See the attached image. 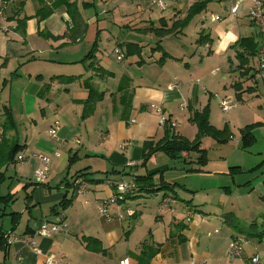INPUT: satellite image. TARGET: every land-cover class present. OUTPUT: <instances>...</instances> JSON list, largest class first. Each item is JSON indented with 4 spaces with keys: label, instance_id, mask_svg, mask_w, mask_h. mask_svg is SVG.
<instances>
[{
    "label": "crops",
    "instance_id": "obj_1",
    "mask_svg": "<svg viewBox=\"0 0 264 264\" xmlns=\"http://www.w3.org/2000/svg\"><path fill=\"white\" fill-rule=\"evenodd\" d=\"M162 1L164 11L152 8L149 0H0L8 27L0 32V138L22 146L15 162L18 156L30 159L31 178L39 166L38 156L51 159L47 182L25 183L20 202L15 194L0 193L10 196L0 202V229L27 238L54 213L61 214L68 225L63 233L36 239L39 255L21 244H7L6 250H0V264H44L49 254L70 264H119L122 259L129 264H246L250 256L264 255L258 243L249 241L240 257H228L229 242L237 235L222 226L226 225L223 205L213 203L209 193L193 203L198 190L208 191H203L201 182L232 174L225 161L208 160L199 167L197 154L183 155L190 164L180 160L187 167L180 168L174 179L166 174L170 167L162 153L141 166L142 144L164 137L151 106L169 118L175 134L189 141L196 135L189 119L205 106L210 125L217 130L227 126L232 135L228 144L241 151L248 148H240V129L251 124L264 129V87L257 72L260 43L258 28L247 14L249 2L209 0L181 33L158 39L144 30L157 27L159 19L171 26L203 0ZM234 2H240L238 16L230 14ZM66 4L75 6L77 21L70 19ZM18 9L19 18H25L23 34L16 30V21L8 20ZM200 33L209 43L196 44ZM243 38H252L257 52L240 68L241 59L233 47ZM157 42L161 50H154ZM123 44L139 47V56L118 60L115 50L124 56ZM106 46H112L111 52H106ZM90 50L94 54L87 58ZM93 68H100L102 74ZM56 77L74 80L65 83ZM85 80L103 97L92 115L82 120ZM226 98L233 107L223 113L218 100ZM4 108L15 124L14 130L5 133L1 127ZM56 120L59 128L53 139L49 130ZM206 139L210 138L200 144L203 150ZM10 165L0 167V189ZM190 168L197 172L186 174ZM81 175L86 190L77 193L73 183ZM191 175L201 181L198 189L187 182ZM136 176H152L153 185L165 183L178 189L172 187L171 193L160 192L153 198L157 193L143 194L136 188L125 201L107 204L111 218L107 221L98 206L112 195L114 183ZM179 189L189 199L179 197ZM163 198L169 200L167 210L160 208ZM61 201L67 203L63 208ZM11 214L19 215L15 227ZM144 242L158 249L150 260L142 256Z\"/></svg>",
    "mask_w": 264,
    "mask_h": 264
},
{
    "label": "trees",
    "instance_id": "obj_2",
    "mask_svg": "<svg viewBox=\"0 0 264 264\" xmlns=\"http://www.w3.org/2000/svg\"><path fill=\"white\" fill-rule=\"evenodd\" d=\"M3 3H7L10 1L14 0H1ZM209 0H203L200 2H196L193 5H191L187 12L186 15L183 19L181 20H176L174 21L171 26H167V24L163 21V19H159L158 21V26L157 27H150L147 30H144V33H151L153 34L156 38L162 39L168 35H177L181 33L185 27L190 23L191 19L195 17L196 15L200 14L201 12L204 11L207 3ZM67 6V11L70 15V19L72 22L77 21V11L74 5L72 4H66ZM20 14V9H18L16 12L12 14L11 18H8L9 21H16V30L19 31L21 34L24 32V23H25V18H19ZM84 31V30H83ZM70 33V32H69ZM70 36V34H69ZM57 37L56 39H58ZM209 39L207 36H204L202 33H200V37L196 41V44L201 46L205 45L206 43H209ZM96 47V44L93 46L92 50ZM122 48H124V57L128 58L134 55L139 56L140 48L137 47L134 44H123L121 45ZM120 47V48H121ZM256 47L257 44L253 41L252 38H243L240 39L237 44L233 47V49L236 50V56L237 58H240V65L239 67L242 68L244 67L250 58H253L256 55ZM90 52L87 54V58H92V55L94 52ZM154 50H161L159 46V42L156 44V48ZM166 54H163L161 60L163 61V57H165ZM97 73L102 74V70L100 68H93ZM107 76L110 75V73H106ZM54 79L62 80L65 83H70L71 81L74 80V78H62V77H56ZM84 88L87 89V98L83 103V110L81 114V119H85L92 115L94 112V108L97 102L101 101L103 94L97 92L92 85L89 84V81L85 80L83 82ZM2 116L4 117L3 122L1 124V127L3 128V132L5 133L8 130H14L15 129V124L14 121L12 120V116L10 115L9 110L4 108L2 110ZM189 122L195 126L196 128V135L192 141H189L185 138H182L181 136L177 135L174 133L173 128L170 125V120L169 118L166 117V122L162 126L164 129V137L158 141V142H153V141H146L142 144V163L141 166H144L145 163L156 153H162L164 154L168 159L176 161V160H182L185 163L184 156H189L190 154H197V159L195 164L199 167L204 166L206 164V153L205 150L201 149L200 144L201 140L205 137L210 138L214 140L217 144H226L230 141L232 135L231 132L229 131V128L227 126H224L221 130H217L213 126L210 125L209 123V108L208 106H205L201 111H196L193 112ZM259 124H251L248 126L243 127L242 129L239 130L240 134V148L242 150L247 149L253 142L254 137L252 134V131L259 127ZM22 151V146H19L16 142L14 141H7L4 140V138H0V167L9 165V164H14L15 163V158L16 156ZM184 155V156H183ZM187 163V162H186ZM185 163V164H186ZM188 165L190 163H187ZM232 168L230 171L233 172H238L240 173L238 168ZM188 173L190 172H197V169L190 168L187 171ZM152 176H144V177H138L136 176L134 178V183L136 185V188L139 193L143 194H156L158 192H163L164 195H167L172 192V187H175L174 185H169L165 183H161L159 185H153L150 181V178ZM78 179H82L83 181L85 180L84 176H77L75 178V181ZM38 185V184H37ZM76 189V188H75ZM10 196H0V202H4L7 200V198ZM9 201H12L10 199ZM67 205L65 201H61L60 203V208H63ZM57 215L58 213H54ZM12 216V224L15 227L18 223L19 215L18 214H11ZM264 216V213H263ZM234 219V216L232 214H226L224 216V222L232 227L236 228V225H232L230 222H232ZM252 229L254 228V223L250 225ZM243 232V231H241ZM263 231L261 234L255 235L251 231L246 232L244 234H241L239 236L244 237L245 239H249L250 237L256 236L263 238ZM6 233L2 232L0 229V250H6L7 247V242L4 238V235ZM250 240V239H249ZM142 249L141 253L142 256L146 257L147 259H151L154 257L158 249L153 248L149 243L144 242L142 244Z\"/></svg>",
    "mask_w": 264,
    "mask_h": 264
},
{
    "label": "rangeland",
    "instance_id": "obj_3",
    "mask_svg": "<svg viewBox=\"0 0 264 264\" xmlns=\"http://www.w3.org/2000/svg\"><path fill=\"white\" fill-rule=\"evenodd\" d=\"M98 10L100 9L97 8V11ZM91 13H93V10L91 11ZM108 18L109 20L113 19L112 15H109ZM105 49L106 52L109 53L112 50V46H106ZM253 136L254 140L252 144L245 151L236 149L235 147H233V145H229L228 143L217 145L216 143H213L211 139H206L202 146L206 150L205 153L207 163L208 160L214 162L225 161L228 170H230L231 168L232 170H234L233 168H237V166H239L238 169L240 173H232L230 176L226 177V179L223 180L219 177L220 179L203 182L199 181V179L195 175L187 177L188 179L186 178L188 183L196 187L195 189H198V187L203 184V191L205 189L208 190L205 193H201V191L198 190L199 197L197 200H193V203H199V201H201V197L206 193H209V197L213 201V203H220L221 205H223V211L226 214H232L234 216L235 220L230 223L232 225L235 224L236 228H232L227 224L224 225L223 223L222 226L228 229L230 234L235 236H239L249 231H251L255 235H257L258 233L261 234L262 231L264 232V129L257 128L253 132ZM21 154L23 155V153ZM159 156L165 158L163 155ZM195 157L196 156H193V158ZM165 160L168 161L170 167L169 171L166 173L168 174L167 176L169 177V179L172 177H178L177 174L179 172V169L182 167H187V165L182 164V161L180 162V160ZM30 162V159L25 158L23 161H17L9 166L8 170L4 172L6 178L0 189V193L4 194L9 192L15 194L16 199H18V201L20 202V198H22L24 193L23 185L32 180V169L30 166ZM174 168H176L177 170ZM155 177L159 179L158 175H156ZM178 181L179 184L183 183V180L181 179ZM199 183L201 185H199ZM52 184H54V181L52 182ZM224 187L227 188L226 192H224L223 190ZM176 189L178 188L175 187V190ZM159 193L160 192H158L155 197H152L157 198L159 196ZM177 194L179 197L189 199L188 196L184 195V193L180 189L179 191L177 190ZM214 207L217 208L216 205ZM252 223H254L253 229L252 227H250ZM262 236L263 238H260L259 236H253L249 238L250 240H246L248 242L252 241L256 244L258 243V249L263 251L264 233Z\"/></svg>",
    "mask_w": 264,
    "mask_h": 264
},
{
    "label": "built area",
    "instance_id": "obj_4",
    "mask_svg": "<svg viewBox=\"0 0 264 264\" xmlns=\"http://www.w3.org/2000/svg\"><path fill=\"white\" fill-rule=\"evenodd\" d=\"M245 1V0H243ZM249 2L247 7L248 17L256 24L258 28V37H259V49L257 52V72L260 82L264 87V0H246ZM149 5L152 8H155L160 11L166 9V4L162 0H149ZM241 6L240 2H234L230 8V14L232 16H238L240 14ZM215 20H218L215 17ZM4 17L0 13V32H7L8 27L4 24ZM115 53L118 60H123V54L116 49ZM175 86L171 87L174 88ZM219 109L221 112H228L232 107V103L229 99H219ZM153 111L158 115V124L160 127L166 122V117L161 113L160 109L155 106H151ZM170 125L173 128L174 124L170 121ZM59 128V122L56 120L53 122L50 130L49 136L53 139H57L56 134ZM57 156V155H56ZM39 166L33 171L32 180L37 185H42L47 182L49 176V167L51 159L46 156H38ZM24 158L21 156L17 157V161H23ZM73 186L76 188L77 193H83L86 190V185L82 179L74 181ZM136 192V186L134 180L129 181H120L113 184L112 195L106 200L105 203L98 206L99 213L106 218L107 221L111 220L108 217L106 206L107 204H117L125 201L130 196H133ZM167 198H163L160 202V208L162 210L168 209ZM68 225L61 214L55 215L50 220H43L38 223L36 227L33 228L29 237H20L15 236L12 233H7L4 235V238L7 244H21L28 247L34 254L39 255L40 250L37 247L36 239L38 238H51L56 234L63 233L67 230ZM214 234H218L217 231H214ZM248 244V241L242 237L237 236L229 242L228 248V257L238 258L242 255L245 246ZM44 264H70L62 258L57 257L54 254H49L44 259ZM119 264H129L128 259H122L119 261ZM195 264V263H191ZM246 264H264V255L260 256L259 254H254L249 257Z\"/></svg>",
    "mask_w": 264,
    "mask_h": 264
}]
</instances>
